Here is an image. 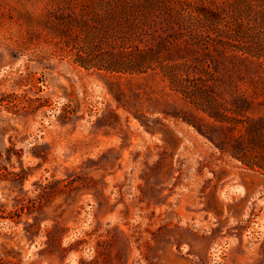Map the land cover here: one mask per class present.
<instances>
[{"label": "rangeland", "instance_id": "374dc122", "mask_svg": "<svg viewBox=\"0 0 264 264\" xmlns=\"http://www.w3.org/2000/svg\"><path fill=\"white\" fill-rule=\"evenodd\" d=\"M151 1L145 37L205 4L219 18L192 17L203 50L228 29L264 55V0ZM102 13L93 0H0V264H264V173L157 109L160 78L86 69L61 43L72 24L83 44L76 21Z\"/></svg>", "mask_w": 264, "mask_h": 264}, {"label": "trees", "instance_id": "16d2710c", "mask_svg": "<svg viewBox=\"0 0 264 264\" xmlns=\"http://www.w3.org/2000/svg\"><path fill=\"white\" fill-rule=\"evenodd\" d=\"M93 3L103 10L100 17L75 23L88 34V40L81 44L80 35L71 31L70 23L60 30L61 43L74 56L75 63L86 69H105L147 81L160 78L169 91L161 100L157 99V109L166 117L182 119L243 166L264 173V55L240 30L218 29L219 42L203 50L198 42L202 34L196 32L191 19L196 18L203 27L209 20L219 18V11L209 5L203 4V10L185 6L188 14L178 11L174 16H166L169 29L176 18H182L184 25L180 30L149 38L145 34L147 27L152 26L153 1ZM174 33H179V37ZM190 33L194 44L186 45L185 36ZM111 41L120 49L121 56L104 47ZM180 99L190 105L188 109L178 107ZM11 151L12 148L6 149L9 156ZM21 170L26 173L23 166Z\"/></svg>", "mask_w": 264, "mask_h": 264}]
</instances>
